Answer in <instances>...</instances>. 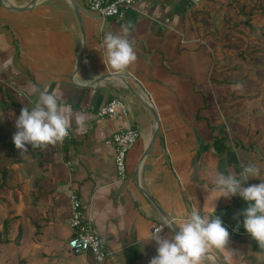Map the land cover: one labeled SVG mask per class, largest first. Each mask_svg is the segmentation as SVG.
I'll return each instance as SVG.
<instances>
[{
    "label": "crops",
    "instance_id": "obj_1",
    "mask_svg": "<svg viewBox=\"0 0 264 264\" xmlns=\"http://www.w3.org/2000/svg\"><path fill=\"white\" fill-rule=\"evenodd\" d=\"M183 1L139 0L124 17L104 18L86 0H3L0 185L3 170L7 177L0 187V231L9 220L10 242L1 243L0 252L14 243L15 264H148L157 245L147 237L164 218L159 209L181 219L196 203L207 215L214 212L215 194L209 193L220 171L239 173L251 162L263 169L256 149L264 140L249 137L264 127V113L257 104L248 112L241 97L247 65L236 60L241 70H231L226 55L234 47L222 38L229 28L218 35L204 5L188 0L187 8ZM219 22L225 23L224 16ZM101 29L133 43L137 59L123 76L110 75L102 62ZM81 79L88 87L73 82ZM41 91L55 92L68 107V135L55 144L17 149L15 117L34 106ZM234 93L244 103L238 110L231 107ZM116 97L126 112L98 117ZM153 105L161 130L143 158L156 128ZM77 113L86 117L82 126L71 119ZM127 128L139 129L141 137L128 155L129 176L120 181L109 141ZM260 182L250 178L246 186ZM72 192L80 195L110 253L106 262L67 248ZM214 205L229 239L225 251L209 253L223 264H264V251L242 227L245 202L237 195ZM161 235L171 233L166 228ZM204 264L218 263L209 254Z\"/></svg>",
    "mask_w": 264,
    "mask_h": 264
},
{
    "label": "clouds",
    "instance_id": "obj_2",
    "mask_svg": "<svg viewBox=\"0 0 264 264\" xmlns=\"http://www.w3.org/2000/svg\"><path fill=\"white\" fill-rule=\"evenodd\" d=\"M97 51L110 75H125L137 59L133 43L124 34L103 32ZM73 82L76 86L88 87L86 80ZM69 117L68 107L55 92L41 91L34 106L21 108L20 114L15 117V147L26 150L27 145L37 148L62 142L68 135ZM71 119L76 125L82 126L86 117L77 113L72 114ZM241 168L239 173L225 174L220 171L215 176L211 193L208 192L209 195L215 194L212 202L214 212L202 215L198 205L192 203L190 212L183 218H163L162 223L147 237L148 242L155 241L157 245L156 255L149 259L148 264H204L210 249L225 251L229 231L220 216L216 215L214 201L220 197L230 199L237 195L247 205L240 213L243 217L242 227L259 249L264 251V178L261 169L252 162L242 164ZM250 178H261L262 182L246 186ZM165 227L169 229L170 237L161 235Z\"/></svg>",
    "mask_w": 264,
    "mask_h": 264
},
{
    "label": "rangeland",
    "instance_id": "obj_3",
    "mask_svg": "<svg viewBox=\"0 0 264 264\" xmlns=\"http://www.w3.org/2000/svg\"><path fill=\"white\" fill-rule=\"evenodd\" d=\"M195 6L202 7L206 13L214 18L217 27V34L224 28H229V32L222 38L226 39L228 46L231 41L232 51L226 58L231 60V70L239 71L241 68L238 64H234L236 60L245 62L246 69V90L242 92V96L248 108V112L256 104L257 107H262L264 113V0H204L200 4L192 2ZM200 10V9H199ZM224 16L225 23L222 22ZM222 26H220V22ZM251 23L257 30H251L246 23ZM229 25V27H228ZM220 40L219 37H217ZM238 94L232 95L233 109L242 103V100H235ZM261 109V108H260ZM238 110V109H237ZM237 112V111H236ZM239 112V111H238ZM253 133H255L253 131ZM251 133H249L250 135ZM249 139L257 142L264 140V127L256 134H252ZM264 145V144H263ZM255 150V148L253 149ZM257 161H264V146L261 149H256ZM261 171L264 170L260 168ZM9 243V242H8ZM16 252L14 243H10L0 252V264H15ZM19 264H22L21 262Z\"/></svg>",
    "mask_w": 264,
    "mask_h": 264
},
{
    "label": "built area",
    "instance_id": "obj_4",
    "mask_svg": "<svg viewBox=\"0 0 264 264\" xmlns=\"http://www.w3.org/2000/svg\"><path fill=\"white\" fill-rule=\"evenodd\" d=\"M89 9L104 18L124 17L128 8L135 6L139 0H86ZM3 0H0V5ZM118 110L126 112L124 101L113 98L98 111L100 118H111ZM141 133L137 128H127L115 132L109 143L114 146V164L117 177L120 181L128 178V155L131 149L139 142ZM71 216L70 226L73 234L67 242V248L73 255H89L99 262L107 261L109 252L101 239L100 233L92 220L87 216L85 206L77 192L70 194ZM161 224V223H160ZM160 224L153 227L156 228ZM165 227L164 229H166ZM163 229V230H164Z\"/></svg>",
    "mask_w": 264,
    "mask_h": 264
},
{
    "label": "water",
    "instance_id": "obj_5",
    "mask_svg": "<svg viewBox=\"0 0 264 264\" xmlns=\"http://www.w3.org/2000/svg\"><path fill=\"white\" fill-rule=\"evenodd\" d=\"M35 1V0H34ZM192 2L196 3V4H200L201 2H203L204 0H191ZM183 4H186L187 5V8H189V5H188V0H184L183 1ZM152 111H153V114H154V118H155V123H156V128H155V131L150 139V142L146 148V151H145V154L143 156V158L149 153V150L151 149L152 145H153V142L155 141V139L157 138L160 130H161V122H160V118H159V115L154 107V105L152 106ZM153 201V200H152ZM155 203V201H153ZM156 204V203H155ZM157 206V204H156ZM158 207V206H157ZM159 208V207H158ZM161 214L166 217V215L161 211V209H159ZM210 255H212L214 258H215V261L218 263V264H223L221 262V260L219 258H217L216 256H214L213 254L209 253Z\"/></svg>",
    "mask_w": 264,
    "mask_h": 264
},
{
    "label": "trees",
    "instance_id": "obj_6",
    "mask_svg": "<svg viewBox=\"0 0 264 264\" xmlns=\"http://www.w3.org/2000/svg\"><path fill=\"white\" fill-rule=\"evenodd\" d=\"M190 3V2H188ZM187 5H185L186 7ZM247 26L250 27L251 30H257V28H255L251 23H246ZM241 149H244L246 150V148L244 146H241ZM6 177H7V172L5 170L2 171V183L0 185V187H2L4 184H6ZM9 223L10 221L9 220H5L4 222V226H3V231H0V244L1 243H8L10 242V239L8 238V231H9Z\"/></svg>",
    "mask_w": 264,
    "mask_h": 264
}]
</instances>
